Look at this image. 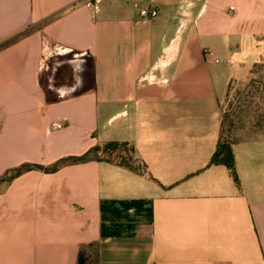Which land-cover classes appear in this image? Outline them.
Listing matches in <instances>:
<instances>
[{
	"label": "crops",
	"instance_id": "0c3cea01",
	"mask_svg": "<svg viewBox=\"0 0 264 264\" xmlns=\"http://www.w3.org/2000/svg\"><path fill=\"white\" fill-rule=\"evenodd\" d=\"M55 49L71 93L42 81ZM259 64L264 0H0V178L131 156L0 183V264H264ZM229 100L236 182L211 163Z\"/></svg>",
	"mask_w": 264,
	"mask_h": 264
},
{
	"label": "rangeland",
	"instance_id": "374dc122",
	"mask_svg": "<svg viewBox=\"0 0 264 264\" xmlns=\"http://www.w3.org/2000/svg\"><path fill=\"white\" fill-rule=\"evenodd\" d=\"M61 53L59 49H55L52 54L55 55L53 59L51 58L48 61V64H45L46 68L42 72V81H46V84L48 88H52L53 91H55L56 94H66L71 93V89H69L68 85L72 83V81L77 77L78 73L82 71L80 68H82L83 63L80 61H75L76 59H71L70 57L66 60H60L56 57V54ZM44 66V67H45ZM258 66V67H257ZM256 66V72H264V64H259ZM259 69V70H258ZM45 72V73H44ZM45 74V75H43ZM256 78L258 75H255ZM44 77H46L44 79ZM264 79H262V82ZM261 82V83H262ZM65 84V85H63ZM259 86V84L257 83ZM234 89V90H233ZM264 89V88H263ZM232 94L235 95V92L237 88L232 85ZM264 97V92L261 94ZM261 96V98H262ZM232 101H226L222 104V117H224V129L222 130V135L224 139L230 141L236 134L239 135H245L246 132H238L237 128H239L242 123H240V118L237 115V119H235V116L232 111L231 107ZM231 128L233 130H231ZM245 128V127H244ZM235 131V132H233ZM129 148L125 144H109L104 145L101 147V150L104 151H110L114 155L119 156H129L130 152L128 150ZM100 151V150H99Z\"/></svg>",
	"mask_w": 264,
	"mask_h": 264
},
{
	"label": "trees",
	"instance_id": "16d2710c",
	"mask_svg": "<svg viewBox=\"0 0 264 264\" xmlns=\"http://www.w3.org/2000/svg\"><path fill=\"white\" fill-rule=\"evenodd\" d=\"M257 66V65H256ZM224 129V117H222V129L220 132V137L217 143L216 151L211 159V163L215 164H221L224 165L227 169L230 170L231 175L233 180L236 182L237 177L234 172V160L232 156V152L230 149V141L224 139L222 135V130ZM109 144H116V143H109ZM106 144V145H109ZM105 145V146H106ZM100 150V151H99ZM105 156L111 161L118 162L120 165H127L128 161L131 160V156H119V155H114L110 151H102L100 147L96 146L92 149H90L88 152L85 154L78 156V157H68V158H62L53 163L52 165H49L47 167H44L42 165H37V164H24L16 168H12L8 171L5 172L4 176L0 178V183L2 182H8L11 179L17 177L23 172L33 170V169H38L44 172H54L58 169L59 166L68 164V163H78V162H83L88 159H96L99 158V156ZM78 264H81V260L78 258Z\"/></svg>",
	"mask_w": 264,
	"mask_h": 264
},
{
	"label": "built area",
	"instance_id": "2783aa9c",
	"mask_svg": "<svg viewBox=\"0 0 264 264\" xmlns=\"http://www.w3.org/2000/svg\"><path fill=\"white\" fill-rule=\"evenodd\" d=\"M229 10L232 11L233 8L230 7ZM137 14L139 18L150 20L154 19L158 15V12L154 8L140 7L137 10Z\"/></svg>",
	"mask_w": 264,
	"mask_h": 264
}]
</instances>
